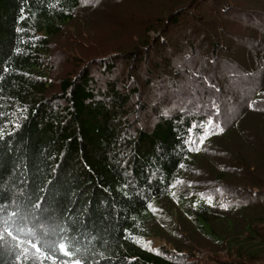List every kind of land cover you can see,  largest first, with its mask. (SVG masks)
Returning a JSON list of instances; mask_svg holds the SVG:
<instances>
[{"label":"trees","instance_id":"1","mask_svg":"<svg viewBox=\"0 0 264 264\" xmlns=\"http://www.w3.org/2000/svg\"><path fill=\"white\" fill-rule=\"evenodd\" d=\"M107 1L0 0V206L9 211L19 206L30 226L47 227L48 239L67 229L85 264H198L148 241L171 235L185 242L186 231L191 248L205 240L215 252L227 249L209 256L213 264H259L264 260V183L251 165L244 169L245 180L258 190L224 180L222 171L237 170L223 159L237 152L230 151V142L254 115H264V41L250 48L256 56L247 72L258 79L244 93L241 114L226 116L222 104L207 97L182 110L154 106L157 118L145 128L131 120L129 108L132 96L143 94L138 84L128 92L97 89L91 61L53 80L55 39L66 35L67 24L82 19L77 15L87 12L83 7L94 11ZM169 22L168 16L152 25L154 33L127 52L130 60L149 55L155 46L163 49ZM115 53L96 58L95 65L112 71L119 59ZM217 53L208 58L204 53L202 62L213 66ZM127 73L126 80L133 82L134 73ZM194 76L221 95L207 73ZM203 160L214 168L206 176L199 168ZM15 257L11 244L0 243V264H28Z\"/></svg>","mask_w":264,"mask_h":264},{"label":"rangeland","instance_id":"2","mask_svg":"<svg viewBox=\"0 0 264 264\" xmlns=\"http://www.w3.org/2000/svg\"><path fill=\"white\" fill-rule=\"evenodd\" d=\"M188 2L189 0H108L98 10L91 11L83 7L87 12L77 15V18L82 19L67 24L63 29L66 35H59L55 39L57 44L52 51L58 55L59 60L56 58L53 61V80L64 77L71 71L76 72L85 62L91 61L88 67L92 68L96 80L93 85L97 89L103 86L107 90L113 86L128 92L138 84L143 94L140 99L136 95L132 96L129 108L132 109L131 120L145 128H151L157 118L154 106L178 107L182 110L185 105L187 107L184 108L199 106L207 97L211 101L216 98L222 104L226 116L241 114L244 109L241 107L244 104V93L258 79L257 74L251 75L247 69L256 56L255 53L251 54L250 48L264 41V0H190V5L187 6ZM178 15L180 18L174 23L173 18ZM168 16L170 22L167 27L170 25V32L166 35L167 42L163 49L155 46L147 55L148 60L145 56L131 61L132 54L127 52L135 43L154 33L152 25L156 26L159 19ZM219 18L225 20L223 26ZM220 29L223 30L221 35ZM219 37H222V43ZM216 41L218 46H214ZM223 42L226 44L224 48L221 46ZM67 50H70L68 58ZM146 50L147 48L141 49L142 52ZM215 50L218 51L215 64H204L203 54H206V58L212 57ZM116 51L119 52V59L112 71L95 65L96 58L107 53L112 55ZM187 54H191L193 58L187 60ZM129 63L131 68L128 67ZM133 67L136 70L132 71ZM199 71L207 73L213 84L222 88L220 96L216 90H206L200 80L195 78V72ZM125 73L133 74V82L126 80ZM149 79L152 81L150 88L147 86ZM136 104L139 106V114H136ZM254 116L250 125H244V129L239 130V135L232 136L234 138L229 149L231 151L235 148L238 154L234 151L233 155L223 157L231 160L228 165L237 170L222 173L226 175L224 180L230 179L231 183L236 182L244 188H247L244 186L246 185L258 190L259 188L245 180L247 175L244 173L247 171H244L245 167L251 165V172L255 170L264 183V115ZM216 148L221 151V146ZM240 156L241 159L238 158ZM212 158L221 159L217 156ZM199 165L205 176L209 170L214 169L211 163L204 160ZM235 220L240 219L236 217ZM183 234L185 242L171 235L154 236L148 241L164 246L162 250L167 254L185 253L186 258L198 264H213L210 255L219 256L227 251L215 252L205 240H202V246L193 245L191 248V235L187 231ZM178 243L182 245V249H177ZM180 250L182 252H178ZM261 263L264 264V260L259 264Z\"/></svg>","mask_w":264,"mask_h":264},{"label":"snow or ice","instance_id":"3","mask_svg":"<svg viewBox=\"0 0 264 264\" xmlns=\"http://www.w3.org/2000/svg\"><path fill=\"white\" fill-rule=\"evenodd\" d=\"M207 123L211 125L213 121L209 119ZM0 212L6 213L0 216V243L12 245L16 250L17 261H25L28 264H45V261L50 264H85L78 256L80 249L76 248L67 236V229L60 228L59 232L55 233L57 239H48L47 227L43 224L30 226L28 218L23 215L19 206L12 211H9L7 206H0ZM37 229L45 235H39Z\"/></svg>","mask_w":264,"mask_h":264}]
</instances>
